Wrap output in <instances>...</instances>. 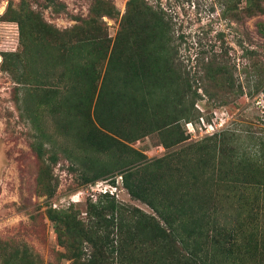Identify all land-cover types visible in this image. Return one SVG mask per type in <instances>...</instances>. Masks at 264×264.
Masks as SVG:
<instances>
[{
    "label": "rangeland",
    "instance_id": "obj_1",
    "mask_svg": "<svg viewBox=\"0 0 264 264\" xmlns=\"http://www.w3.org/2000/svg\"><path fill=\"white\" fill-rule=\"evenodd\" d=\"M128 2L0 0V264L162 263L156 228L264 264V0H145L170 22L145 49L151 25L116 40Z\"/></svg>",
    "mask_w": 264,
    "mask_h": 264
},
{
    "label": "trees",
    "instance_id": "obj_2",
    "mask_svg": "<svg viewBox=\"0 0 264 264\" xmlns=\"http://www.w3.org/2000/svg\"><path fill=\"white\" fill-rule=\"evenodd\" d=\"M226 1L229 3L232 2V0H226ZM254 1L255 0H247V6L245 9L250 10L253 8V6H254V8H257ZM127 6H128V8L126 10L125 17L123 19V24L121 25V28H120L119 32L117 33V37H116L117 42L118 41L120 42V40L124 36H128L126 43H128V40L131 37H135L134 40H136V37H139L141 35V31L146 32V28H148L147 26H150V25L152 28L151 29V35L147 36V37H145V35H144L141 38V40H143L142 49H145L147 47V45L151 42V40L149 38H152L153 35H154L153 37H155V36L165 37V36L169 35L170 22L168 19H166L165 15L161 11L157 12L154 9L152 10V8L150 6H148L147 3H145V0H129ZM258 8H259V6H258ZM140 19H142L144 21V24H138V21ZM139 29H141V31ZM133 43H136V41H133ZM129 49H131V47ZM116 52H117V50H115L113 52V54H115ZM109 64H110V62H109ZM152 66H153V68H151ZM161 67L163 68L162 69L163 74H161L160 76H157L156 82H155V84L158 83V85L162 83L160 88L163 87L162 85L167 83V79H168V77H171V74H173L174 80L178 79V75H177V72L175 70H173V71L171 70V72H169L170 71L169 66L167 64H165V60L163 61V64L161 65ZM204 67H206L208 69V67H210V65L207 64V65H204ZM252 68H253V71H255L257 74L262 72L259 69L260 67H258L254 62L252 63ZM158 69H159V67L157 65L150 64L146 68H143L142 71H144L147 74L153 73V78H154L155 77V70H158ZM217 69H221L220 71H226V66L221 65ZM130 73L133 76H136L135 70H132ZM221 74L224 75L223 73H221ZM223 80H224V85L227 84V86L229 85L230 87H233L234 83L230 82V80H228L227 76ZM263 81L264 80L260 79L259 83L262 84ZM229 86H228V88H229ZM234 88L233 89L230 88V90H232L234 92L235 91ZM237 92L242 93V87L240 85H238L236 88V94H237ZM256 92H257V89H256ZM178 98H181V97H178ZM122 99H124V95L122 96ZM169 100H170V98L168 99L167 102H169ZM193 104H194L193 101H191L190 102L191 109L193 108ZM122 106H123V104H120V103L115 104V107H122ZM128 108L130 109L131 113H134L135 110L133 109V107L131 108L130 106H128ZM189 111H191V110H189V109L185 110L186 113ZM115 113H119V112L116 111ZM181 142H182V140L180 137H174V144H179ZM261 152H262L261 158L264 159V152L262 151V149H261ZM257 160L258 159H255V162H257ZM248 161L249 160H247L245 162V165L247 166V170H252L254 168V166H253V164L252 165L249 164ZM141 230L145 233L144 237H146V234H147L146 226L142 225ZM155 232L157 233L156 235L158 236L157 239L162 241V247H158V249L156 251L157 255L166 256L164 258L165 260H162L164 262L161 263V261L158 260L157 264H171V262H169L170 260H172V262L174 261L177 263H178L177 260H182V261H184L183 264H212V263H209V261H208V255L205 256L204 259H202L201 257H198L195 252H187V251H184L182 248L180 249V252H177L178 247L173 246V245L172 246H165L164 240H165V238L170 237V234L167 235L165 230H161L159 228L158 229L156 228ZM229 236H230L229 233L224 232V231H220V232L214 233V235H211L209 238V243L211 245L210 249L214 250L215 252H218L222 256L220 264H222V262L230 264L229 258L231 257L230 255L233 254V243L231 242L232 238ZM129 240L132 241L133 239L129 238ZM175 240L177 242V237L175 238ZM172 244H173V240H172ZM205 253L206 252H204V255H205ZM159 259H160V257H159Z\"/></svg>",
    "mask_w": 264,
    "mask_h": 264
},
{
    "label": "built area",
    "instance_id": "obj_3",
    "mask_svg": "<svg viewBox=\"0 0 264 264\" xmlns=\"http://www.w3.org/2000/svg\"><path fill=\"white\" fill-rule=\"evenodd\" d=\"M200 123H198L197 127L194 128L191 123L186 124V127L188 129L189 133H192V137H202L206 135L212 134V132L216 129V124L215 123H205L202 118H200ZM222 123H219V126H221Z\"/></svg>",
    "mask_w": 264,
    "mask_h": 264
}]
</instances>
